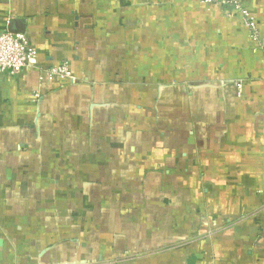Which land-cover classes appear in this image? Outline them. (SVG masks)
I'll return each mask as SVG.
<instances>
[{
    "label": "crops",
    "instance_id": "0c3cea01",
    "mask_svg": "<svg viewBox=\"0 0 264 264\" xmlns=\"http://www.w3.org/2000/svg\"><path fill=\"white\" fill-rule=\"evenodd\" d=\"M242 2L260 43L200 0H0L37 50L0 74V264H264V0Z\"/></svg>",
    "mask_w": 264,
    "mask_h": 264
},
{
    "label": "built area",
    "instance_id": "2783aa9c",
    "mask_svg": "<svg viewBox=\"0 0 264 264\" xmlns=\"http://www.w3.org/2000/svg\"><path fill=\"white\" fill-rule=\"evenodd\" d=\"M203 4L228 9L237 16L247 29L251 39L260 43L258 23L242 0H200ZM37 65V50L22 31L0 32V74L16 75ZM45 74L62 81H73L74 76L66 63L45 69ZM238 85V84H237Z\"/></svg>",
    "mask_w": 264,
    "mask_h": 264
}]
</instances>
